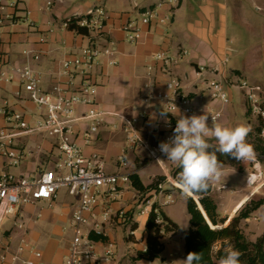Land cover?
<instances>
[{
	"label": "crops",
	"instance_id": "1",
	"mask_svg": "<svg viewBox=\"0 0 264 264\" xmlns=\"http://www.w3.org/2000/svg\"><path fill=\"white\" fill-rule=\"evenodd\" d=\"M10 2L14 0L2 4ZM48 2L52 4L48 6ZM17 3L19 11L6 7L0 14L21 15L20 10L27 8L36 26L32 28L22 21L4 20L3 24L0 23V52L4 53L6 60L2 70L9 75L12 66L29 63L38 73L41 87L48 92H52L55 86H60L65 93H72L83 84L94 85L97 108L107 114L97 131L89 132L93 121L83 118L89 106L77 105L74 115L78 119L73 122L74 138L83 147L85 155L96 152L103 158L108 173L130 177V182L118 184L115 192L107 193V189H102L104 198L95 208L94 220L101 223L100 230L105 240L92 239L96 252L103 254L106 244L113 243L115 256L103 264L167 263L165 257L159 263L155 261L156 258L136 257L147 248L145 228L153 205L157 204L158 209L163 211V206L172 204L171 190L163 186L158 193L140 192L133 186L131 175L137 174L145 186L165 176L166 184L182 192L174 182L177 177L173 176L178 166L167 161L165 154L157 159L151 157L143 146H130L124 128L127 121L137 119L135 131L149 148L159 147L166 142L167 113L152 96L165 92V84L170 78H177L181 82L182 93L197 109L195 115L204 112L209 115L223 109L218 122L235 126L236 109L230 108L231 102L222 106L213 101L207 81L222 80L232 100L231 88L235 87L233 85H236L241 73L229 65V53L233 47L226 33L231 20L239 17L241 9L233 0H170L161 2V6H158L160 2L152 4L150 0H18ZM98 3H105L100 7L107 12L101 32L84 35L63 26L67 18L80 19L89 10L98 7ZM263 5L264 0H258L256 9L261 10ZM148 9H154L155 15L148 23H142L143 13ZM131 22L142 30L143 36L138 41L127 38L126 28ZM90 46L101 50L109 48L111 54H100L91 66L81 65L64 70L62 63L65 60L74 58L83 48ZM26 50H33L34 54L27 55L24 53ZM36 54L38 58L34 57ZM158 54H166L176 60L168 67V73L162 71L164 62L156 59ZM245 106L247 115L246 98ZM2 107L23 113L29 126H34L44 115V110L29 99L18 78L12 81L0 79ZM180 115L190 117L194 114L177 111L173 114L174 121L177 122ZM208 123L211 125L212 122ZM254 123V119L247 118L245 125L253 131ZM7 126L4 115L0 113V128ZM250 140L247 137V142ZM209 143L214 146L216 141L210 139ZM14 146L24 153V157L20 164L12 166L9 159L0 154V179L4 174H11L16 178L33 180L42 170L56 169V164L62 161L57 138L46 132L21 133L14 139ZM123 154L126 166L119 163ZM152 162L160 165L162 173L150 172L146 175L147 180H143L141 172ZM263 162L264 158L260 163L261 182L256 185L251 186L247 182L254 171L252 160H240V167L223 165V171L235 173L242 172L250 165L241 186L235 187L234 181L231 184L220 180L211 182L210 194L217 203L220 217L226 219L220 227L227 226L252 199L264 198ZM224 192L231 196L230 199L224 197ZM187 196L195 198L193 194ZM78 202L79 196L71 195L67 188H61L50 201L20 204L16 214L4 219L1 225L0 264H26L25 261H32L33 264H65L74 234L72 214ZM106 210H110V215L104 220ZM261 210L264 215V204L240 219L244 234H264L261 225L257 223L253 226V222L259 221L255 213ZM119 211L129 214L131 220L128 224L124 225L118 219ZM18 222L23 223V228L17 227ZM209 223L212 225L210 220ZM134 224L136 227L132 228ZM84 229L92 231L91 226ZM175 233H164V248L159 256L165 252L173 256L172 250L176 245L171 236ZM35 252L41 255L38 257Z\"/></svg>",
	"mask_w": 264,
	"mask_h": 264
},
{
	"label": "built area",
	"instance_id": "2",
	"mask_svg": "<svg viewBox=\"0 0 264 264\" xmlns=\"http://www.w3.org/2000/svg\"><path fill=\"white\" fill-rule=\"evenodd\" d=\"M178 1V0H174ZM0 0V11L7 8H18L17 2L2 4ZM52 3L48 2V6ZM162 3H158L161 6ZM16 11H19L18 9ZM21 15L18 14H0V23L4 20L11 22L22 21L30 27H35V21L29 9H21ZM155 15L154 9H148L143 13L142 23H148ZM107 18V12L103 7H95L89 10L86 16L77 20L79 27L86 28L88 32H101L104 21ZM71 17L63 22V26L68 28ZM127 38L130 41H138L142 38V30L134 23L127 25ZM44 41V38L40 39ZM27 55L34 54L33 50H26ZM111 54L109 48L104 50L94 46L83 48L79 55L72 59H67L62 63L65 71L72 67L81 65L91 66L94 59L100 54ZM38 58V55H34ZM156 59L164 62L162 71L168 73V67L176 60L166 54H158ZM6 64L4 53L0 52V79L12 81L18 78L28 97L40 108L44 110V115L34 126H29L23 113L18 111H8L5 107L0 108V113L4 115L9 126L0 128V154L9 159V165L16 166L20 164L24 153L14 146V139L24 132H46L50 136L57 138L58 149L62 155V161L56 164V169H44L38 177L30 180L25 177L16 178L11 174H4L0 179V228L9 216L16 214V209L20 204L52 200L61 188H67L71 195L79 196V202L72 214L71 225L74 228V234L70 243L69 254L65 258V264H103L110 261L115 256L116 248L113 243H107L103 254H98L95 250L94 241L90 238V231L84 229L85 226H91L92 231L104 236L100 230L101 223L95 221V208L99 205L101 198H104L102 189L108 192H115L118 184L129 183L130 177L127 175L111 174L106 171L103 158L96 152L89 156L84 154L83 147L74 138L75 131L73 122L75 117V108L79 104L89 106L87 113L83 118L93 121L89 132H96L98 125L104 120L107 112L97 108L95 100L96 87L92 84H83L78 90L72 93H65L60 86H55L52 92L45 91L40 83L38 73L29 63L12 66V73L6 75L2 70ZM239 87L246 98L247 107L251 116L264 119V102L261 101L262 87L258 84L243 80ZM207 89L213 101L226 106L231 102V97L224 87V82L220 79H210L207 81ZM160 102L167 113V139L173 137L176 121L173 114L182 111L185 114L197 113L196 107L191 104L190 99L182 93L181 82L177 78H170L165 84V92L152 96ZM149 100V99H148ZM259 110V111H257ZM223 109H219L209 114V122H212L211 116L217 121L222 117ZM137 119L127 121L124 128L127 133V140L130 146H143L148 149L153 158H159L162 153L159 147L149 148L135 131ZM88 135V134H87ZM259 137L264 142V126L259 133ZM256 152V151H255ZM264 155L256 152V159L253 161L254 171L247 178V182L253 186L261 182L262 171L260 170L261 159ZM119 163L126 166L125 154L120 156ZM164 182L158 184L160 191L163 189ZM170 198V196H169ZM149 203V201L147 202ZM146 210V208H144ZM156 211H158L156 209ZM110 210L104 212V220L108 218ZM126 212L119 211L118 219L124 224L126 222ZM161 223L162 219L157 218ZM18 228H23V223L18 222ZM220 228L219 225L212 226ZM146 251V249H145ZM40 256V252H35ZM17 258V257H15ZM26 264H33L32 261H25ZM162 264H167L163 262Z\"/></svg>",
	"mask_w": 264,
	"mask_h": 264
},
{
	"label": "trees",
	"instance_id": "3",
	"mask_svg": "<svg viewBox=\"0 0 264 264\" xmlns=\"http://www.w3.org/2000/svg\"><path fill=\"white\" fill-rule=\"evenodd\" d=\"M77 17H71L69 21L68 29L75 31L78 34L88 35L89 32L86 28L79 27L77 25ZM247 115H251L249 110ZM264 126V119L259 118V124L254 128L252 132L249 133L248 137L251 138L248 143L252 144L255 151L260 155H264V142L259 137V133ZM214 148H210L208 151H214ZM218 160L223 165H230L233 167H240V160L234 158L230 154H222L216 152ZM181 169L177 167L173 171V176L177 177ZM131 180L133 186L140 192H147L158 188V184L164 182L165 176H160L156 181L148 186H145L137 174L131 175ZM211 183L207 190L193 193V195L198 197V201L205 211L208 221L212 223L209 224L198 208L195 201L196 198L188 196L187 205L190 214V224L191 227L185 232V257L189 252H199L202 256V260L199 264H213V247L217 242H223L222 247L217 251L215 257L218 259L225 254V247L231 245L233 249L238 250L241 253L240 261L241 264H264V235L259 237L256 241H250L244 234L243 230L239 228L240 219L247 217L251 211L258 209L262 204H264V198L255 200L252 199L246 207L242 208L238 215L233 218V220L224 227L217 228L212 227L216 225H222L225 223L226 219L221 218L218 213L217 203L211 196ZM156 209L158 211H156ZM247 210V211H245ZM162 219L161 223L157 222V218ZM126 222H130V216L126 213ZM136 227V224L132 225V228ZM179 226L174 223L162 210L158 209L157 204H154L152 210L149 213L146 222V243L147 248L144 253H139L136 259L147 258L153 260L159 257L160 253L164 248L162 238L164 233L167 232H178ZM90 238L94 240H105V237L101 234H97L94 231L90 232Z\"/></svg>",
	"mask_w": 264,
	"mask_h": 264
},
{
	"label": "rangeland",
	"instance_id": "4",
	"mask_svg": "<svg viewBox=\"0 0 264 264\" xmlns=\"http://www.w3.org/2000/svg\"><path fill=\"white\" fill-rule=\"evenodd\" d=\"M18 0H14L17 2ZM170 0H150L152 4H157L158 2H169ZM195 2L197 0H190ZM8 2V0H3V3ZM236 5L241 9L240 15L237 19H232L231 23L227 27V37L232 40L231 46L233 51L229 53V65L231 68L239 71L241 76L236 80L235 87L231 88L232 100L230 108H235V125L246 124L247 118L254 119L256 123L255 127L259 124V119L251 115H246V106H245V96L242 93L239 84L246 80L250 83L258 84L262 87L261 92V101L264 102V5L261 10L256 9V4L258 0H233ZM105 3H98L97 6H104ZM3 24V23H2ZM202 87V86H201ZM205 89V86L203 87ZM227 89V88H226ZM144 155L149 158V156L144 153ZM262 168L264 171V162L262 163ZM250 165L245 167L242 172H230L223 171V175L219 179L220 181H227L231 184L234 181L235 187L242 185L244 176L249 170ZM162 173L160 165L156 162L150 163V165L141 172V177L143 180H147L146 175L148 173ZM177 183V179L174 180ZM233 185V184H232ZM163 186L165 189H169L170 194L172 195L174 202L169 205L162 207L163 212L179 226V231L171 236L176 245L173 248V256L170 257L167 252L156 258V262L159 263L162 261V258L165 257L167 264H181V260L185 258L184 251V235L185 232L191 227L190 224V214L188 211L187 200L188 196L185 195L178 189H174L170 184L164 182ZM158 193L156 189L150 191ZM224 197L230 199V195L227 192H224ZM196 200L198 197H195ZM255 215L259 218L258 222H253L259 224L264 228V215L262 210L256 212ZM220 226V225H219ZM221 228V227H220ZM239 228L240 227L239 224ZM243 230V229H242ZM248 240L256 241L259 237L264 234H245ZM223 242H217L213 247V264H217L219 260L215 257L217 251L222 247ZM232 246L227 245L225 249ZM130 264V263H128ZM132 264V263H131Z\"/></svg>",
	"mask_w": 264,
	"mask_h": 264
},
{
	"label": "clouds",
	"instance_id": "5",
	"mask_svg": "<svg viewBox=\"0 0 264 264\" xmlns=\"http://www.w3.org/2000/svg\"><path fill=\"white\" fill-rule=\"evenodd\" d=\"M208 119L206 112L190 117L180 115L173 137L159 145L160 151L167 157L166 160L181 169L177 176V185L185 195L207 190L211 182L221 178L223 164L218 160L216 152L230 154L243 161L256 159L254 146L247 142L252 131L250 126H226L212 116V123L209 125ZM210 139L216 141L214 146L209 143ZM210 148L215 150L208 151ZM240 256L238 250L229 247L217 264H241ZM201 260L199 252H189L181 260V264H199Z\"/></svg>",
	"mask_w": 264,
	"mask_h": 264
},
{
	"label": "water",
	"instance_id": "6",
	"mask_svg": "<svg viewBox=\"0 0 264 264\" xmlns=\"http://www.w3.org/2000/svg\"><path fill=\"white\" fill-rule=\"evenodd\" d=\"M195 201H196V203H197V205H198V208L201 210V212H202V213H203V215L205 216V218H206L207 222L209 223V221H208V218H207V216H206V214H205V211H203V209H202V207H201V205H200L199 201H198V200H196V199H195ZM209 224H210V223H209Z\"/></svg>",
	"mask_w": 264,
	"mask_h": 264
},
{
	"label": "bare ground",
	"instance_id": "7",
	"mask_svg": "<svg viewBox=\"0 0 264 264\" xmlns=\"http://www.w3.org/2000/svg\"><path fill=\"white\" fill-rule=\"evenodd\" d=\"M202 207V206H201ZM203 209V208H202Z\"/></svg>",
	"mask_w": 264,
	"mask_h": 264
}]
</instances>
